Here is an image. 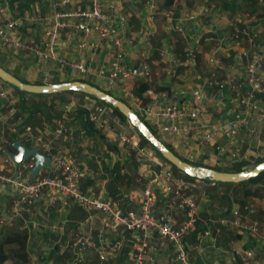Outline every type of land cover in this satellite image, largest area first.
Returning a JSON list of instances; mask_svg holds the SVG:
<instances>
[{
  "label": "built area",
  "instance_id": "2783aa9c",
  "mask_svg": "<svg viewBox=\"0 0 264 264\" xmlns=\"http://www.w3.org/2000/svg\"><path fill=\"white\" fill-rule=\"evenodd\" d=\"M69 2L70 0H50L52 7L58 6L60 10L51 13L35 11L29 15L19 14L15 17H11L0 6V45L65 66L70 75L95 78L103 85L104 91L117 90L137 111L144 114L156 131L164 134L160 141L178 150L179 155L188 161L195 160L193 147L185 143L189 138L194 140L200 149L212 147L213 165L216 166L221 163L225 166L252 164L253 159L258 157L252 152L250 153L255 158H252L253 155L248 156L252 148L251 140L256 138L254 142L258 150L264 145V141L258 137L262 135L264 138V105L261 102V95L264 93V50L260 44L252 41L245 27H234L228 36L219 37L221 44L225 45L230 41L234 47L238 46L240 39L246 37L250 52L245 55L246 60L240 78L227 76L223 80L203 79L193 87L176 89L175 94L180 102H163L160 105L152 103L144 108L133 96L132 87L136 74L144 77L150 75L149 42L153 34L142 31L136 33L146 46L136 51L137 69L133 70L124 64V42L130 46L134 41V35L126 34L125 18L120 16L117 20L112 19L102 10L100 0H89V5L83 9L67 10ZM257 2L262 5L264 0ZM210 12L208 5L200 4L185 19L193 21L198 14ZM31 24L42 26L44 41L35 43L31 37L22 38L16 35V30L21 25ZM62 31L67 34L70 31L80 33L81 41L78 45L80 48L90 40L88 45L92 54L102 45H108L110 55L95 66L91 64V60L84 63L59 56L57 49L64 46V39L60 38ZM176 31L185 42L184 64L194 71L197 45L189 43L184 26H177ZM41 43L44 49H41ZM158 56L165 65L164 73L171 75L179 63L173 54L172 45L166 44L159 50ZM215 60L213 57L208 58L210 63ZM226 66L230 68L231 65ZM213 86H224L229 94L227 112L217 118H211L206 109V102L210 100L207 89ZM14 91L11 86L0 80V185L14 190L7 218L19 220V229L27 230V222L22 215L24 206L34 204L41 195L48 198L46 204H53L56 196L74 201L86 212L87 226L84 224L77 226L69 241L70 257L64 264H82L90 252L95 255L96 264H108L117 257L123 246L121 238L116 235L107 236L109 231L115 233L118 229L133 235L127 264H153V258L148 251L153 247L154 241L158 240L173 245L174 255L168 258V264H195L194 256L200 251V242L218 235L221 227L245 233L264 248V228L252 218L257 212L252 202L244 203L242 206L233 204L229 217L202 219L199 216V203L191 193L190 185L181 177L174 175L164 161L157 160L155 152L136 134L128 132V122H122L114 116L109 107L97 104L86 96L81 100L73 97L65 101L62 104L63 114L60 117H53L51 125L39 111H29V114L40 119V128L44 135L39 130L34 132L30 125L24 124L21 138L24 142L31 143L29 147L36 145L40 154L49 157L47 167L50 169L47 174H41L40 169L31 179L29 172L33 166V158L29 156L15 165L3 150L7 142L3 130L14 132L25 118V115L18 113L16 105L18 97L12 93ZM146 94L155 98L151 90H147ZM78 107L87 110L88 119L97 129L112 132V139L119 155L124 156L127 150H131L134 157L143 164L147 163L148 166L152 163L156 167L155 173L141 188L135 209L123 211L115 201L103 197L99 192L81 189L80 184L87 177V169L84 166L79 167L75 158L65 154L59 144L65 131L63 122L67 118L65 112L76 110ZM242 135L247 137L246 144L243 143ZM177 138H180L182 144L177 143ZM219 138L223 139V143L215 144ZM2 154H5V157H2ZM25 170L28 175H24ZM138 173L139 171L136 173V182L140 180ZM163 198L167 199L166 206L160 211H155L157 201ZM175 209L182 212V220L178 224H175ZM198 224L201 229L198 232L197 243L187 247L185 236L194 231ZM235 254L240 264H253L255 253L252 249H238ZM27 264L41 263L28 261Z\"/></svg>",
  "mask_w": 264,
  "mask_h": 264
},
{
  "label": "crops",
  "instance_id": "0c3cea01",
  "mask_svg": "<svg viewBox=\"0 0 264 264\" xmlns=\"http://www.w3.org/2000/svg\"><path fill=\"white\" fill-rule=\"evenodd\" d=\"M82 1L83 0H70L67 6L73 4V8L71 9L66 8V9L67 10L83 9L80 7L83 5ZM22 2L23 1H21V4ZM112 2L113 4L117 3L118 6L119 5H122V7L129 6L130 8L135 9V0H112ZM240 3L241 0H229V1L174 0L173 4L169 8L160 10L157 6V0H142V6L139 12L140 15H138L137 13L136 14L137 19L135 21H132V23H135L138 26L136 30H132L130 33L131 35H134L135 40L130 46H128V44H125L126 42H124L125 66L131 68L133 64L137 61L135 57L136 56L135 53L137 50H135V53H133L132 46L136 44H140L142 42L141 41L142 38L140 36H137L136 33L138 31H142L143 33L144 32L152 33L150 27L151 25L148 22L149 17L151 18V15L154 14H161L164 15L166 19L165 28H167V30H172L171 32L175 34L174 44L170 43V41H166V43L159 46L155 50V53L153 54V57L156 58L157 63L160 66L159 69L162 72L161 74L165 75V77L164 78L158 77L157 72L153 70V82L151 81V79L149 80V77L147 79L155 85L168 84L169 86L168 95L171 97V99H173V101L170 102H180L179 97L175 94L176 89H178L179 87H193L196 83L202 81L203 79L223 80L227 76H232L236 79L240 78L243 72V65L246 60L245 55L250 52V47L249 44L247 43L246 37H243L242 39L239 40V44L237 47H234L232 45V42L230 41L225 45L221 44L219 37L221 35L228 36L234 27H245L248 31V36L252 39V41L260 44L261 48L264 50V32L262 31L260 34H258L260 32L259 27L257 25H254L255 22H253L252 18L249 15V14L257 15L258 14L257 11L259 8H261V5H259L258 2L256 3V1L253 0L252 1L243 0V3L248 8V10L240 11V9L237 8L238 4ZM32 4L38 6L37 9L34 8L32 9L33 7ZM32 4L29 6V9L22 12L21 15H29L35 11L43 12V13H51L54 10H60L58 6L52 7V5L50 4V0H41V3L35 1ZM200 4H206L210 7L211 10V12L209 13L210 15L198 14L193 21L186 20L185 17L189 13L194 12L198 7V5ZM257 4H258V9H255V7H257ZM262 5H264V3ZM151 6L152 8H150ZM2 7L8 13L6 0H4V6ZM143 11H145V13H143ZM114 13L117 14L116 12ZM112 15L109 16L113 19ZM142 15H144L143 19L141 17ZM120 16L123 15L118 14L115 20H117L118 17ZM123 17L125 18V16ZM144 22L146 23L148 22V24L146 25V23ZM261 23L264 24V17L263 20H261ZM251 24L253 26H251ZM179 25L185 27L186 36L189 39V43L190 42L196 43L198 48L195 57L194 71H191L189 67L186 64H184L185 57L183 54V49L185 46V42L176 31V27ZM144 28L147 31L144 30ZM216 28L218 30H216ZM32 29H36L37 32L36 33L31 32ZM152 34L153 37L154 33ZM16 35L22 38L31 37L33 38V41L35 43L45 40L42 26L38 24L21 26L19 29L16 30ZM80 36H81L80 33L70 31L67 34L65 31H62L60 34V38L64 39V46L58 47L57 54L59 56L65 57L68 60L77 61V62L86 63L91 60V64L93 66H95V64H97L99 61L107 58L110 55V53L108 52L109 51L108 45H102L94 54H92V52L89 50V45H88L90 43V40H88L85 43L86 45L83 48H80L78 46L81 41ZM178 38H180L181 40ZM143 44L145 45V43ZM166 44L172 45L173 54L179 61V63L174 67L173 78L172 76L168 77V75L164 74L163 70L165 65L163 67L164 63L159 59L158 56L159 50L162 49ZM0 47L2 46L0 45ZM129 47L131 48L130 50ZM24 53H26V55H32L28 52H24ZM150 53H152V51H150ZM127 55L133 57V61L131 62V64L127 62ZM209 57H213L216 60L213 63H210L208 62ZM23 59L25 62V68L22 67ZM38 59L39 58L35 57L34 62L38 61ZM38 63L39 62H37V64ZM50 63H51V67H54V70L42 71L41 74L43 75L38 78L36 76L27 78L25 72L27 70L33 71L35 69V63H28V61H26V58L23 57L17 69V74L30 82L46 83L47 81H50L49 72L59 71L62 68V66L56 65L52 62ZM14 64L15 62L13 61L12 63L8 64L7 67L12 68ZM196 64L201 66L200 70L196 68ZM228 64L231 65L230 68L226 66ZM71 76L79 77L81 75L73 74ZM95 80L96 79H94V81ZM113 91L116 94L122 96V94L117 90H113ZM163 93L165 94V92H161V94ZM207 96L210 98V100L206 104V109H207V113L211 118H217L218 116L222 115L224 112L225 113L227 112L229 94L224 86H213L207 89ZM17 97L19 98V95H17ZM71 97L72 95H68L66 98H71ZM28 98L25 96V101L28 100L29 103L30 101L31 102L41 101L44 103L45 107L47 104L52 102V108L53 109L55 108L56 110L58 109L57 107H55L58 100L57 96L54 97L29 96ZM261 102L264 105V95L261 97ZM218 103H221L223 108H221ZM154 105H158V100ZM17 107L19 110V103ZM50 112L52 113V111ZM19 114L25 115L24 117L26 118V116L29 115V112L24 111L23 113H19ZM74 116L75 113L69 114L68 117L66 115L67 118L63 120L65 131L63 133L61 140L59 141V144L63 147L65 152H66L65 148H68L71 151L73 155L71 156L75 158L77 164L84 163L86 165L85 167L87 169V177L80 184L81 189L87 191L89 190L94 191L95 193L99 192L103 197H108L111 200L115 201L123 211L135 209L136 207L135 204L139 199L141 188L146 183V181L150 179L152 175L155 173L156 167H154L152 163L147 166V163L143 164L140 161L142 164L137 170H139L138 175H140V178L143 181V184L141 186H139L134 180V177L136 176L135 173L134 176L131 175L133 177L132 179L130 177V182H129L130 184L132 181H134L135 187L128 188L130 185L126 180V177L123 175L125 167L124 169L120 168L118 170L117 178L113 181L111 175L108 172V168L111 160L108 156L109 153L107 152V149L105 148L103 141L97 138L96 136H88L87 134H85V132L78 127V121ZM25 118H23V122ZM28 120L29 121H26L28 123L27 125L30 126L32 125L31 126L32 128L40 127L39 118L32 116ZM47 120L49 121L48 118ZM22 123L15 128L14 132H10L9 130H7L8 132H6V137H5V140L7 142L3 146V150L5 152H7L6 150L7 144L9 143L11 138H14L15 140L21 138L22 128H23ZM99 132L104 135V139H106L109 142H113L112 132L108 130H104V131L99 130ZM128 132L132 133L129 128H128ZM195 135L196 137L198 136L197 131ZM85 137H88L89 139L92 140H90L89 141L90 143L86 144L85 148H82L81 150L79 148L80 141H83ZM242 140L243 143L246 144L247 137L245 135H242ZM74 141H76V143H74ZM177 143L182 144L180 138H177ZM185 143L186 144L188 143L189 145H191L190 147H193V153L195 155L194 159L195 161H197L196 162L197 164L208 167H214V166L216 167V165H213L214 150L212 149V147L207 146L205 149H200L196 145V142H194V140L190 138ZM218 143L219 144L223 143V139L222 138L217 139L215 144ZM22 144L28 146L26 143H22ZM168 146L172 148L170 145ZM173 150L179 155L178 150L175 149ZM84 152H86V156L83 155ZM125 156L126 155L124 156L120 155L121 159L123 158L125 159ZM249 156H252L250 152H249ZM222 157L225 158V156ZM157 160H161V159L158 158ZM223 165L224 164L221 163L219 166L223 167ZM111 181L113 183H111ZM190 183L194 185V184H198V181H191ZM109 187H113L114 189L115 187L117 188L112 195L109 194ZM13 195H14L13 189L7 186L0 185V236H3L4 234H8V232L11 231L12 233L21 231V229H19V225H20L19 220H16L18 224L13 225L12 227L8 226V224L6 225L1 222V219H4L9 216L8 210L10 207V200ZM261 196H262L261 199L257 198L259 197L257 196L252 198V200L251 199L250 200L255 206H257L256 208H258L257 209L258 213H256L255 217L252 218L256 219L259 222V225L264 228V205H260L258 203L259 200H262V202H264L263 194H261ZM47 201L48 198L45 197V195H41L34 204L24 206V211L22 215L24 219H26L28 226V229L26 230L28 232V238H27L28 261H34L41 264H62L70 257L69 241L71 240L72 235L75 232L77 226L79 224H84L87 226L86 212L69 198L56 196L53 204H46ZM166 204H167V199L164 198L159 199L155 205V211H160L163 207L166 206ZM229 215L230 214H227L226 216H219L218 211L216 212L213 211L210 213V216L208 218L217 219L220 217H229ZM174 219H175V224L180 223V221L182 220V212L175 209ZM200 229L201 226L200 224H198L194 231L188 233L185 236L184 241L187 247H190L191 245L197 243V239L199 235L198 232L200 231ZM221 232H223V235H225L223 241H220L219 239V237H221ZM241 234L242 233H240L235 229L229 227L226 228L221 227V231L218 235L214 237L210 236V238L204 239L203 241L200 242L201 244L200 251L194 256V258L197 257L196 259H194V263L195 264H215V263L240 264V260L235 253L238 249H245L244 244L246 242H249L247 240L251 238L250 236H247L245 239H241L240 237L242 236ZM115 235L116 236L118 235L120 238H122L121 240L123 246L121 248V251L118 253L117 257L114 258L108 264H127L128 254L130 252V246L133 241V235L131 233L124 232L120 229H118L115 233L109 231L107 234L108 237H114ZM238 237L240 241H232L234 239L235 240L238 239ZM217 239L218 241H216ZM40 241H52V243H50L51 247H49L47 254L42 255L40 250L37 248ZM250 241L251 244L253 245L250 249L254 251L255 247H257V250L260 249L263 254L262 257H258L256 254L257 252L254 251V253L255 252L256 253L254 255L253 264H264V248L260 246L258 241H254L252 239ZM154 242L155 243L153 247H150L148 251L149 255L153 258V264H168L167 260L170 257V253L172 252L171 248L169 247V244L161 240ZM50 249H53V251H51L53 253L49 252ZM208 251H210L211 254H206L208 253ZM257 259L259 263L257 262ZM83 264H90L89 258Z\"/></svg>",
  "mask_w": 264,
  "mask_h": 264
},
{
  "label": "trees",
  "instance_id": "16d2710c",
  "mask_svg": "<svg viewBox=\"0 0 264 264\" xmlns=\"http://www.w3.org/2000/svg\"><path fill=\"white\" fill-rule=\"evenodd\" d=\"M35 1H38V3H41V0L23 1L22 6L20 7V10L18 11V13L14 14L13 13V5H12L13 0H6L7 7H8V9H7L8 13L11 17L18 16L22 12L29 9V6ZM82 2H83L82 3L83 5L80 6L81 8H86L89 5V0H83ZM173 2H174V0H157V6L160 10H163V9L169 8L173 4ZM0 5L4 6V0H0ZM67 8L68 9L73 8V4L67 6ZM112 17L115 20L116 14L114 13L112 15ZM178 39H180V38H178ZM141 43L138 45L139 49L144 48L146 46V45L144 46V44L143 43L141 44ZM134 46L135 45H133L132 48ZM40 47H41V49H44V46L42 44L40 45ZM5 48L10 49L7 46H5ZM6 52L7 51L2 50V47H0V66L1 67H3L8 72L12 73L15 77H17L19 80H21L23 82L34 83V84L43 83V82H30V81L25 80L20 75H17V69L19 67V64L21 63L23 55H26V53H24L23 51H20V50H16V51H14L16 53H14V56H13V55L7 54ZM18 53L20 54V56H18ZM13 61L15 62V64L13 65L12 69L9 70V67H7V65L12 63ZM22 62H23L22 67L25 68L24 59ZM44 63H45L44 67H48L50 64V61H45ZM163 67H164V64H163ZM131 68L133 70L137 69V61L133 64V66ZM263 70H264V60H263ZM163 72H164V70H163ZM173 72L168 77L172 76V78H173L174 77ZM49 77H50V81H47L46 83H59V82H65V81H71V80H79V81L87 82V83L97 87L96 85L93 84V81L95 78L93 79V78L83 77V76L82 77L81 76H79V77L71 76L68 74V69L65 66H62L61 70H59V71L49 72ZM147 78L148 77H144L142 75L139 76L138 74H136L135 80L133 83V87H132V94L134 97H136L138 99V102H139L141 107H144V108L148 107L150 104L153 103V101L155 99L158 100V103L160 101H161V103L162 102L169 103L170 101H173V99H171V97L168 95L169 94L168 84L167 85H155V84L151 83ZM6 84H8V83H6ZM8 85H10V84H8ZM10 86L16 91V94L19 95L18 113H23L24 111L29 112L31 110H33V111L37 110L40 113H42L41 112L42 108H46L48 111H52V113H53L52 117H60L61 116L60 112L62 110V104L68 100V98H66V97L68 95L78 94V95H81V97L82 96L88 97L89 99L93 100L97 104H104L105 106L109 107L112 110V112L116 118H118L122 122H125V123L128 122L125 119V117L117 111L116 108L112 107L111 105H109L108 103H106L104 101L96 99L92 95H88V94L78 92V91H71V90L64 91V92L52 93V94H34V93H27L25 91H20L16 87H14L12 85H10ZM147 90H151L152 93L155 95V98L148 96L146 94ZM105 92L109 93L108 91H105ZM161 92H165V94L164 93L161 94ZM109 94L116 97L117 99L123 101L128 106H130L131 109L136 113L138 118L147 126V128L150 130V132L155 135L156 130L152 126L150 121H147L148 119L144 116V114L141 113L140 111H137L132 106V104L130 103L129 100L126 101L125 99H122V98L115 96L111 93H109ZM25 95H30V96H35V97H46V96L54 97V96H57L58 100H57V104L55 107H57L58 109L56 110L54 108L55 109L54 110L52 108V102L47 104L46 107L44 106V103L41 101L40 102L32 101L30 103L28 102V104H27L26 101H24ZM263 95H264V93L261 95V97ZM164 100H166V101H164ZM28 117H32V115L29 114ZM74 117L78 121V127L81 130H83L85 132V134H87L88 136H96L97 138H99L103 141L104 146L107 149V152L109 153L108 156L111 160L109 168H108V172L111 175L112 180L114 181L117 178L118 170L120 168L124 169V167H125L124 172L126 171V173L123 175L126 177V180L129 184V182H130L129 174L134 176L135 173H137V171H139L137 169L142 164L138 159H136L134 157L133 152L131 150H127L128 153L126 154L125 159L124 158L121 159V157L118 153V149L115 145V142L114 141H113L114 143L109 142L106 139H104V135L101 134L99 132V130L88 119V112L84 108L78 107L75 110V116ZM144 118H146V119H144ZM26 121H28V119L24 120V122L22 124L26 123ZM129 129L131 130V132L133 134H136L144 144L145 143L148 144L149 147L157 154V156L161 160L170 164L165 159H163L162 156L160 155V153L153 146H151L137 132V130L130 124H129ZM263 132H264V130H263ZM158 139H160V138H158ZM14 140H15L14 138L10 139L9 143L7 144V147L9 148V149L6 148L7 151L13 150L11 147V143ZM19 140L21 141V143H23L21 138ZM164 145L169 150H171L170 147L166 143H164ZM263 160H264V156L258 157V158L253 160L254 162L252 164L245 166V168L240 167V168H237L234 170H221V169L214 168L215 166L214 167H208V166H204V165H200V164H196V165L211 168V169L218 170V171L237 172V171H241L243 169L252 167L253 165H255V164H257ZM171 168L173 171L177 170L173 165H171ZM183 176L188 180L197 179L194 177H189L184 173H183ZM197 180L201 181L204 185L209 186V187H205V194H204L205 200L201 202V206L203 207V212H201L199 210V216L202 219L208 218L210 216V213L213 211L214 212L218 211L219 216H226L227 214H229L233 204H238L239 206H242L244 203L251 202L250 200L247 201V199H252V198L257 197L259 195V187H260V185H264V170L261 171L260 173H258L256 176L249 178L245 181L238 182V183L212 181L208 178H202V179H197ZM111 183H113V182L111 181ZM236 186L238 188H240V190H241L242 200L240 203H234V201L231 199V197L228 193L229 187H236ZM116 189H117L116 187H115V189L113 187H109V194L112 195ZM218 189L220 190V192L217 191ZM256 213H258V210ZM256 213L253 215V217H255ZM27 238H28V232L26 230H21L19 232L10 233V234L8 233L6 235L1 236L0 237V264H27V262H28V250H27V242L28 241H27ZM251 239L252 238H249L248 239L249 242H246L244 244L245 248H251L253 246L251 244V241H250ZM252 240H254V239H252ZM40 243H43V242L40 241Z\"/></svg>",
  "mask_w": 264,
  "mask_h": 264
},
{
  "label": "rangeland",
  "instance_id": "374dc122",
  "mask_svg": "<svg viewBox=\"0 0 264 264\" xmlns=\"http://www.w3.org/2000/svg\"><path fill=\"white\" fill-rule=\"evenodd\" d=\"M21 1H26V0H13V2H12V5H13V13L14 14H17L18 13V11L20 10V7L22 6V4H21ZM193 1H196V0H193ZM203 1V0H202ZM207 1V0H206ZM213 1V0H212ZM227 1H229V0H227ZM252 1V0H251ZM253 1H256V3H257V0H253ZM100 4H101V8L103 9V11L106 13V14H109V15H112L114 12H116L117 14H116V16L119 14V15H123V16H125V21H126V31H127V33H131V31L132 30H136L137 28H138V26L135 24V23H132V21H135L136 19H137V16H136V14L138 13V15H140V8H141V6H142V0H135V9H132V8H130L129 6H127V7H122V5H117V3L116 4H113V2H112V0H100ZM32 9L34 8V9H37V7L38 6H36V5H33L32 4ZM237 8H239L240 9V11L241 10H244V11H247L248 10V8L244 5V3H243V0H241V3L240 4H238V6H237ZM255 9H258V4H257V7H255ZM135 11V13H134V11ZM264 5H261V8H259L258 9V14L257 15H251V14H249L250 15V17L252 18V20H253V22H255L254 23V25H257L258 27H259V33L258 34H260L262 31L264 32V24L263 23H261V20H263V17H264ZM143 13H145V11H143ZM232 14H234V13H232ZM142 17V19L144 18V15H142L141 16ZM252 20H251V22H252ZM149 23H150V27H151V30H152V33H154V36L153 37H151L150 38V42H149V47L151 48V51H152V53H150V57H149V61H150V63H149V66H151L150 67V75H149V80L151 79V81L153 82V70H155L156 72H157V75H158V77H162V78H164L165 77V75H163V74H161L162 72L160 71V66H159V64L157 63V60H156V58H154L153 57V54L155 53V50L159 47V46H161L162 44H165L166 43V41H170V43H173L174 44V37H175V34L173 33V32H171L172 30H167V28H165L166 27V19H165V17H164V15H161V14H154V15H151V18L149 17V21H148ZM148 22L146 23V22H144V23H146V25L148 24ZM250 22V23H251ZM256 23H258V24H256ZM21 26H25V25H21ZM20 26V27H21ZM251 26H253L252 24H251ZM19 27V28H20ZM18 28V29H19ZM28 28H30V27H28ZM140 28V27H139ZM142 28H143V26H142ZM168 29H169V26H168ZM139 30H141V29H139ZM144 30H146L145 28H144ZM216 30H218L217 28H216ZM147 31V30H146ZM31 32H37L36 31V29H32L31 30ZM217 32V31H216ZM218 33V32H217ZM34 37V36H33ZM255 37H256V35H255ZM172 38H173V40H172ZM107 40H110V38H107ZM135 40V39H134ZM135 43H136V41H135ZM144 43V42H143ZM139 44H136L134 47H133V53H135V50H138V46ZM145 46V45H144ZM143 46V47H144ZM155 47V48H154ZM10 48V47H9ZM2 50H5V51H7L6 53L7 54H9V55H13L14 56V53H16V52H14V51H16V49H14V48H10V49H8V48H5V46H2ZM153 50H154V52H153ZM18 56H20V54L18 53ZM22 56V55H21ZM23 57H25L26 58V61H28V63H35V69L32 71V70H27L26 72H25V74L27 75V78L28 77H32V76H36L37 78L38 77H41L43 74H41L42 73V71H48V70H50V71H52V70H54V67H51V63H50V65L48 66V67H44V60H39L38 59V61H35L34 62V58L35 57H33L32 55H23ZM136 57V56H135ZM133 61V57H131V56H129V55H127V62L129 63V64H131V62ZM37 62H39L38 64H37ZM197 62V61H196ZM44 63V64H43ZM43 64V65H42ZM205 65V64H204ZM159 66V67H158ZM41 68V69H40ZM59 68V67H58ZM196 68L197 69H199L200 70V68H201V66L200 65H197L196 64ZM12 68L11 67H9V70H11ZM18 75V74H17ZM3 82V81H2ZM3 83H5V82H3ZM6 84V83H5ZM93 84L94 85H96L97 87H99V89H104L103 88V85L102 84H100V82H98V81H93ZM8 85V84H7ZM10 86V85H9ZM109 93H111V94H113V95H115V96H118V97H120V98H122V99H125L126 101L128 100L127 98H125V97H123V96H120V95H118V94H116L113 90H107ZM14 95H16V91H14V92H12ZM27 98L30 96V95H25ZM77 98V99H79V100H81V98L82 97H84V96H82L81 97V95H78V94H73L72 95V97L71 98ZM25 98V97H24ZM71 98H68V100H70ZM28 100H29V98H28ZM28 100L26 101V103L28 104ZM25 101V100H24ZM31 102V101H30ZM16 105H18V103H19V100L17 99L16 100ZM208 102H206V104H207ZM222 103V102H221ZM221 103H218L219 104V106L221 107V108H223V106H222V104ZM160 104H162L161 103V101L158 103V105H160ZM41 115L43 116V117H45V119L47 120V118L49 119V121H48V123L51 125L52 124V113L50 112V111H48L46 108H42V110H41ZM61 115L63 114V111L61 110ZM72 113H75V110H72V111H70V112H65V115H67V117H68V115L69 114H72ZM27 119H30V117H28V116H26V118H25V120H27ZM144 119H146V118H144ZM29 121V120H28ZM147 121H149V120H147ZM24 124H28L27 122L26 123H24ZM23 124V125H24ZM32 126V125H31ZM40 131L41 132V134H43L44 135V133L42 132V130H41V128L39 127V128H35V127H33V131L34 132H36V131ZM6 132H8L6 129H4L3 130V135H4V137H6ZM155 135L158 137V138H160L161 139V137L162 136H164V134H162L161 132H159V131H155ZM259 137V139L260 140H262V141H264V138H262V135L260 136H258ZM22 139V138H21ZM255 139L256 138H254L253 140H251V144H252V148L249 150V152H252L255 156H258V157H261V156H264V145L263 146H260L259 147V149L260 150H258V148H256V146H255ZM90 140H92V139H89L88 137H85L84 139H83V141H80V145H79V148L82 150V148H85V146H86V144H89L90 142ZM23 141V140H22ZM23 143H26L27 145H30L31 146V143H27V142H24L23 141ZM74 143H76V141H74ZM73 143V144H74ZM145 145L147 146V147H149V145L148 144H146L145 143ZM8 148V147H7ZM150 148V147H149ZM9 149V148H8ZM66 149V152H65V150H64V152H65V154H70V155H72V153H71V151L68 149V148H65ZM177 156H179V157H181L180 155H178L172 148H170ZM128 153V151H126V154ZM125 154V155H126ZM156 154V153H155ZM252 154V155H253ZM84 156H86V152H84V154H83ZM157 155V154H156ZM254 155L252 156V158H255L254 157ZM73 156V155H72ZM2 157H5V154H2ZM158 157V156H157ZM248 157H250V156H248ZM257 157V158H258ZM159 158V157H158ZM181 158H183V157H181ZM256 159V158H255ZM183 160H185L186 162H188V163H190V164H192V165H196L197 163V161H188V160H186L185 158H183ZM254 160V159H253ZM163 161V160H162ZM254 161H252L251 163H253ZM166 163V162H165ZM167 165H169V167H170V169L172 170V168H171V165L170 164H168V163H166ZM247 165H249L248 163H242V164H232V165H227V166H216V167H214V168H217V169H221V170H234V169H237V168H245V166H247ZM78 166L79 167H82V166H86L84 163L83 164H78ZM49 168L47 167V168H45V169H41V171H40V173L41 174H47V173H49ZM172 172H173V174L174 175H177L178 177H181L182 178V180L184 181V182H186L188 185H190V187H191V193L193 194V196L195 197V199H196V201H197V203H199V210L201 211V212H203V207L201 206V202L202 201H204L205 200V187H209V186H206V185H204L201 181H199V180H197V179H193V180H191V181H198V184H194V185H192L190 182V180H188V179H186L184 176H183V173L182 172H180L179 170H176V171H173L172 170ZM126 173V171L123 173V174H125ZM128 173V172H127ZM24 175H28V172H27V170H25V173H24ZM129 176L132 178L133 176H131L130 174H129ZM137 176V175H136ZM136 176L134 177V180H135V178H136ZM133 182V183H132ZM129 185V187L128 188H132V187H135V185H134V181H132ZM139 186H141L142 184H143V181H142V179L140 178V180H139V182H136ZM194 183H197V182H194ZM229 191H228V193H229V195H230V197H231V199L234 201V203H240L241 202V200H242V195H241V190H240V188H238L237 186L236 187H229V189H228ZM218 192H220V190L218 189L217 190ZM261 194H263V197H264V185H260V187H259V197H257V198H260L261 199ZM264 199V198H263ZM248 200H250V199H247V201ZM252 200V199H251ZM250 200V201H251ZM258 203L260 204V205H264V202H262V200H259L258 201ZM257 207V206H256ZM258 209V208H257ZM1 222L3 223V224H8V226H10V227H12L13 225H17L18 223H17V221L16 220H14V219H8L7 217L6 218H4V219H1ZM10 223V224H9ZM12 229V228H11ZM7 233V232H6ZM9 234L10 233H12V231L11 232H8ZM235 233V232H234ZM4 235H6V234H4ZM119 235V234H118ZM117 235V236H118ZM235 235H237V234H235ZM242 236H240L241 237V239H245L246 237H247V235L245 234V233H242L241 234ZM1 237V236H0ZM119 237V236H118ZM120 238V237H119ZM225 238V235H223V232H221V237H219V239H220V241H223V239ZM122 239V238H121ZM44 240V239H43ZM216 241H218V239L216 240ZM232 241H240L239 240V237H238V239H234V240H232ZM248 241V240H247ZM43 243L41 244L40 242H39V245L38 246H40V244H41V246H40V251H41V253H42V255L43 254H47L48 253V250H49V247H51V244L50 243H52V241H42ZM37 246V248L39 249V247ZM169 247L171 248V250H172V252L170 253V256H173L174 255V249H173V245L172 244H169ZM124 249V248H123ZM51 251H53V249H50V253H53V252H51ZM254 251H256L255 253L257 254V256L258 257H262L263 256V254H262V252H261V250L260 249H258L257 250V247H255V250ZM206 254H211V252L210 251H208V253H206ZM225 254H227V253H225ZM120 255V254H119ZM122 255V254H121ZM40 257H41V255H40ZM199 257V256H198ZM88 258H89V263L90 264H96V260H95V255L92 253V252H90L89 254H88ZM87 258V259H88ZM197 257H195L194 259H196ZM225 258V257H224ZM216 259V258H215ZM212 261H215V260H212ZM34 262V261H33ZM257 262L259 263V261H258V259H257ZM28 263V262H27ZM65 263V262H64ZM64 263H62V264H64ZM83 264V263H82ZM216 264V263H215Z\"/></svg>",
  "mask_w": 264,
  "mask_h": 264
},
{
  "label": "water",
  "instance_id": "95a60500",
  "mask_svg": "<svg viewBox=\"0 0 264 264\" xmlns=\"http://www.w3.org/2000/svg\"><path fill=\"white\" fill-rule=\"evenodd\" d=\"M0 80L6 82L20 91L34 94H52L64 91H78L88 95L94 96L96 99L104 101L116 108L122 114L130 125H132L137 132L153 146L171 165L177 170L186 174L189 177L197 179L208 178L212 181L232 182L238 183L256 176L264 170V160L253 165L252 167L243 169L237 172L218 171L211 168L192 165L169 150L160 139L150 132L147 126L138 118L136 113L123 101L110 95L98 87H95L87 82L79 80H71L59 83H41L34 84L23 82L15 77L12 73L0 66ZM157 100L154 101V104ZM12 151H7L8 157L13 164L26 160L31 156L34 160L33 166L30 169V178H34L40 169H44L49 165V157L38 152V146L28 147L23 145L19 139L11 143Z\"/></svg>",
  "mask_w": 264,
  "mask_h": 264
}]
</instances>
